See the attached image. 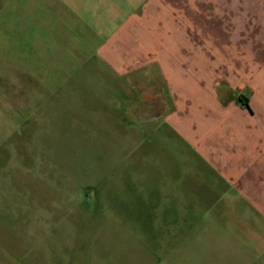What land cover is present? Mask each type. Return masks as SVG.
Here are the masks:
<instances>
[{"label": "rangeland", "instance_id": "rangeland-1", "mask_svg": "<svg viewBox=\"0 0 264 264\" xmlns=\"http://www.w3.org/2000/svg\"><path fill=\"white\" fill-rule=\"evenodd\" d=\"M70 1L0 0V264H38L68 230L92 235L106 220L119 230L120 211L137 208L145 217L158 210L144 229L158 232L160 246L189 251L178 255L186 264L230 263L226 243L255 217L247 205L203 203L192 181L170 191L189 205H151V143L139 156L135 125L109 107L121 77L102 47L117 20L98 21L88 0ZM129 26L124 36L135 32L134 46L151 53L190 38L192 76L206 71L200 84L219 85L221 99L264 118V0H147ZM207 227L220 232L217 254L213 238L204 254Z\"/></svg>", "mask_w": 264, "mask_h": 264}, {"label": "crops", "instance_id": "crops-1", "mask_svg": "<svg viewBox=\"0 0 264 264\" xmlns=\"http://www.w3.org/2000/svg\"><path fill=\"white\" fill-rule=\"evenodd\" d=\"M146 2L88 0L92 12L103 14L97 16L98 21L117 20L115 27L120 28L118 34H106L102 47L103 56L121 77L119 89L111 91L117 102L114 99L109 107L120 110L122 124L135 125L136 140L141 143L139 156L145 151L144 142L151 143V176L157 181L151 205H189L177 201L181 196L170 191L191 189V181L197 183L195 187L203 192L202 201L207 205H247L255 223L251 221L248 229H238L231 236L226 246L232 260L219 264H264V118H257L232 100L221 99L219 85L200 84L197 78L206 71L200 69L199 76H192V61L197 57L193 59L190 52V38L178 44L182 47L169 48V52L151 53L145 47L136 48L135 36H130L135 32L127 37L124 32ZM213 190L216 193L208 197V191ZM123 206L127 207L126 203ZM222 210L223 214L228 211ZM138 211H120L118 219L124 224L119 230L110 220H106L105 229L92 235L76 236L68 230L67 243L64 240L62 246L43 250L38 264H186V257L178 255L189 251L160 246L158 232L144 229V221L160 220L158 210L148 217L143 210ZM213 228L204 229V254L211 252L208 238L215 241L213 253L217 254L222 245L220 232ZM187 263L190 264L188 260Z\"/></svg>", "mask_w": 264, "mask_h": 264}]
</instances>
